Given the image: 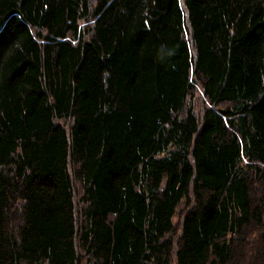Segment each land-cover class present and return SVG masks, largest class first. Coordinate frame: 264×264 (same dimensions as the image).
Returning a JSON list of instances; mask_svg holds the SVG:
<instances>
[{
  "label": "trees",
  "instance_id": "obj_1",
  "mask_svg": "<svg viewBox=\"0 0 264 264\" xmlns=\"http://www.w3.org/2000/svg\"><path fill=\"white\" fill-rule=\"evenodd\" d=\"M260 262L264 0H0V264Z\"/></svg>",
  "mask_w": 264,
  "mask_h": 264
},
{
  "label": "rangeland",
  "instance_id": "obj_2",
  "mask_svg": "<svg viewBox=\"0 0 264 264\" xmlns=\"http://www.w3.org/2000/svg\"><path fill=\"white\" fill-rule=\"evenodd\" d=\"M201 90H202V88H200L199 86L197 87V89H195V91H193V95L191 96V99H193V100H195L194 102H195V104L194 105H196V107H199V104H200V100L199 99H201L202 100V102H204V104L206 105V103H207V101L205 100V98L203 97V92H201ZM174 222H176L175 224L177 225L178 223V219H176V218H174ZM254 240V239H253ZM253 240H250L251 241V243H249V241L247 242V244H248V249L250 248L251 249V252L253 251V249H254V247L255 246H253V245H257V242L256 243H254V241ZM252 255H253V253H252ZM249 256V255H248ZM259 264V263H258ZM260 264H261V262H260Z\"/></svg>",
  "mask_w": 264,
  "mask_h": 264
}]
</instances>
